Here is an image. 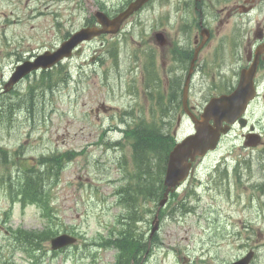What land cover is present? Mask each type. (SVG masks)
<instances>
[{
	"label": "rangeland",
	"instance_id": "obj_1",
	"mask_svg": "<svg viewBox=\"0 0 264 264\" xmlns=\"http://www.w3.org/2000/svg\"><path fill=\"white\" fill-rule=\"evenodd\" d=\"M127 1L0 0V92L19 57L42 52L46 48H55L69 32L76 30L90 18L100 3H105L114 10ZM169 1L170 3L166 4L168 0H155L150 7L132 18L131 30L122 40L123 51L128 50L131 53L135 49L136 52L148 53L153 24L160 23L168 13L173 20L176 7L179 14L182 13L178 5L180 0ZM6 19L18 22L5 28ZM169 31L173 32L170 29ZM114 41V38L107 36L84 46L85 53L82 57L67 60L57 71H53L51 77L55 86L52 89L40 83L42 75L38 73L16 86L15 91L18 93L14 91L10 95L0 97V104L3 106V112H0V146H3L8 154H12L9 163H4L0 155V177L4 180L10 178L16 183L22 179L25 169H38L34 165L37 166L36 159L39 156L70 150L84 152L70 162L65 161L58 178L53 177L46 181L50 182L47 187L52 192L53 207L56 211L55 223L58 227V230H50L49 233L67 230L74 231L81 237L77 246L57 254H53L49 243L44 241L43 244L47 243V255L39 264L115 262L117 248L102 247L99 244L103 236L118 233L122 229L120 218L126 209L124 205L117 204L119 196L116 192L126 182L127 168L131 174L136 171L131 163L130 143L126 141L124 134L116 129L118 125L123 126L121 113L116 108H129L133 103H143L144 82L130 71L132 61L121 58L116 63V59L107 56L108 48ZM222 41L230 46L240 43L225 31L216 35L209 46L215 47ZM94 54L101 55L100 58L97 56V61H91ZM155 54L158 64H161L158 54ZM224 60L233 63L229 55ZM219 62L220 57L213 56L207 64L213 68ZM125 73L127 77L124 81L122 75ZM105 82H109V85ZM30 85L35 88V95L25 96ZM211 85V76L201 84L197 81V88ZM11 103L16 104L15 112L8 118L5 111ZM101 104H107L112 109L106 113H102V110L99 113L91 112L92 109L100 108ZM125 118L129 122L136 120L129 116ZM249 118L260 131H264L262 99L254 105ZM175 123L176 120L169 124L171 131L175 128ZM188 131L189 125L184 122L178 129L177 138ZM241 134L242 130L235 128L232 134L223 140L220 148L198 166L195 178L190 181L187 190L194 191L199 180H208V173L220 159L227 158L232 162V167L229 168L231 172L237 168L233 166H239L241 170L246 169L250 158H257L261 152L244 149ZM160 138V135H156L154 142ZM119 140L125 143L124 147L111 146L112 142L114 144ZM15 152H18L17 155ZM124 157L128 165L125 169L120 167ZM157 170L154 166L153 171ZM262 172L255 162L251 171L239 172L236 177L231 174V199L216 196L214 191H218L219 187L215 185L211 191L209 187L198 190L201 197L197 200L200 207L198 212L196 207L195 212L181 216L179 214L174 219H171L169 213L174 202L172 197L161 221L158 244H150L149 251L147 250L139 264H229L247 251L242 246L248 244H256L258 247L252 264H264V211H259V219L256 211L245 208L243 204L250 202L251 191L247 182L251 176L253 181L262 180ZM221 175L228 178L223 173ZM142 178L149 176L144 175ZM5 185L0 181V264H6L7 261L29 264L30 262L23 261L28 260L26 254L14 247L8 232L18 231L19 228L41 232L45 221L38 206L21 208L16 204L11 211L7 194L1 188ZM227 186L220 188L226 191ZM183 193V190L179 191V194ZM146 205L151 207L148 210L151 214L142 211L143 219L137 223L134 231L137 237L145 235L143 242H148L152 225L150 222L154 214L152 211L156 210L154 201L146 202ZM245 221L252 223L256 233L261 229L263 233L260 232V237L256 233H249L258 240H251L240 246L236 243L227 245V223L236 227Z\"/></svg>",
	"mask_w": 264,
	"mask_h": 264
},
{
	"label": "water",
	"instance_id": "obj_2",
	"mask_svg": "<svg viewBox=\"0 0 264 264\" xmlns=\"http://www.w3.org/2000/svg\"><path fill=\"white\" fill-rule=\"evenodd\" d=\"M96 29H83L74 36L64 42L62 47L56 52H46L41 55L36 62L34 63H26L25 65L18 67L16 73L14 74L11 83H14L18 79H20L27 71H30L31 68H37L39 66L49 67L60 60L63 56L69 55L71 49L78 44L84 38H90L93 35L100 33ZM243 82V81H242ZM241 82V83H242ZM246 93L245 98L249 97L251 93V89L245 83L242 84L237 92L234 94L232 98L233 103H240L243 101V97L239 96L240 94ZM230 100L223 99L214 102L210 109L215 105H222ZM209 109V111H210ZM223 117V116H220ZM220 136V130L217 128L211 127L207 121L201 122L197 124V134L187 137L182 143L178 144L175 149L170 154L169 166L167 171L166 183L168 185L178 184L181 179H183L187 174V169L189 165V158L194 159L197 154H204L208 148H212L216 146V143ZM72 241L67 236H61L53 241L54 246H58V244H65ZM238 264H247V260L241 261Z\"/></svg>",
	"mask_w": 264,
	"mask_h": 264
},
{
	"label": "trees",
	"instance_id": "obj_3",
	"mask_svg": "<svg viewBox=\"0 0 264 264\" xmlns=\"http://www.w3.org/2000/svg\"><path fill=\"white\" fill-rule=\"evenodd\" d=\"M12 107H9V109L5 112L7 113L8 111L11 110ZM150 136L148 135H141L140 136V142L137 144L136 149L139 152L140 159L145 162L146 161V153L147 151L155 146L154 142L156 140V135L153 133H149ZM0 147V155L2 156L3 161H7V153L3 151ZM59 156L52 155L49 157H45L42 159V163L45 167V171H40L37 175L35 176H27L24 179L23 186L20 187V191L23 195H27L28 197H37L38 200H41L43 197L44 189L42 187V179L44 175L51 170V168L55 165L57 162ZM62 159V156L60 157Z\"/></svg>",
	"mask_w": 264,
	"mask_h": 264
},
{
	"label": "flooded vegetation",
	"instance_id": "obj_4",
	"mask_svg": "<svg viewBox=\"0 0 264 264\" xmlns=\"http://www.w3.org/2000/svg\"><path fill=\"white\" fill-rule=\"evenodd\" d=\"M206 15L207 16H211V12L207 11ZM199 35H200V30L198 29V26H197V32H196V29H195V34H194L195 42H197V40L199 39V37H200ZM170 45H171V47H173L172 43ZM169 51L170 50H168L167 54L172 52L170 60H174L175 62H180V54H178L179 49L173 48V51H171V52H169ZM167 54H165V55H167ZM168 60H169V58H168ZM261 63L264 64V62H262V58H261Z\"/></svg>",
	"mask_w": 264,
	"mask_h": 264
}]
</instances>
